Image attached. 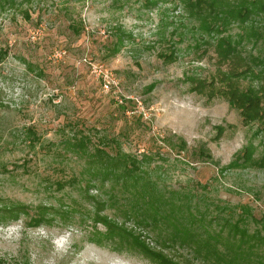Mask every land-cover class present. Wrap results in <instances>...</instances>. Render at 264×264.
<instances>
[{"label": "rangeland", "instance_id": "1", "mask_svg": "<svg viewBox=\"0 0 264 264\" xmlns=\"http://www.w3.org/2000/svg\"><path fill=\"white\" fill-rule=\"evenodd\" d=\"M240 32L232 24L206 34L183 0H0V264H152L125 245L88 241L105 230L101 214L161 249L124 216L131 187L98 181L96 146L142 158L139 174L162 201L210 229L226 235L225 219L242 211L249 231L264 230V122L245 125L221 82L197 87L223 71L216 38ZM239 49L264 58L262 40ZM247 147L260 165L230 168ZM161 250L206 264L186 249Z\"/></svg>", "mask_w": 264, "mask_h": 264}, {"label": "trees", "instance_id": "2", "mask_svg": "<svg viewBox=\"0 0 264 264\" xmlns=\"http://www.w3.org/2000/svg\"><path fill=\"white\" fill-rule=\"evenodd\" d=\"M183 4L187 13L198 20L199 29L206 34L224 33L232 24L241 29L236 36L228 33L216 38L214 52L217 65L223 66V71H218L211 81H200L197 87L209 85L214 90L215 82H221L222 86L217 88V92L239 111L245 125L255 121L264 122V58L259 55L246 57L239 49L244 40L253 44H258L259 40L264 42V0H183ZM257 21H260L261 28L254 27ZM160 57L173 59L171 53H161ZM247 77L255 78L257 82L243 87L240 81ZM197 87L194 89H201ZM25 134L30 143L39 139L32 128H26ZM79 141L76 138L73 143L77 148L83 146V141ZM92 157L98 166L99 182L121 181L122 187H131L135 201L124 210V216L142 230L147 227L154 233L155 241L159 244L157 246L161 249L166 246L186 249L192 258L206 264H264V230L255 228L249 231L242 211L236 220L231 216L225 219L224 227L228 228V232L224 235L221 229L208 228L210 221L203 216L198 218L189 209L162 201L154 186H150L139 174L143 161L139 156L121 150L111 154L103 147L96 146ZM248 165H260L249 147L236 154L228 166L236 168ZM55 184L58 188L64 185L60 180H56ZM115 188L110 185V194L114 195ZM96 219V223L102 224L105 230L96 228L97 232L88 237L91 243L113 251H120L118 245H125L141 253L152 264H191L189 260H176L161 249L149 246L134 230L122 228L108 216L97 214ZM34 221L33 224L41 223V217L34 218Z\"/></svg>", "mask_w": 264, "mask_h": 264}, {"label": "built area", "instance_id": "3", "mask_svg": "<svg viewBox=\"0 0 264 264\" xmlns=\"http://www.w3.org/2000/svg\"><path fill=\"white\" fill-rule=\"evenodd\" d=\"M104 77H105V78H103V88L107 91L110 82H107V80H106V79H108V75H107V74H105ZM111 82H112V81H111Z\"/></svg>", "mask_w": 264, "mask_h": 264}]
</instances>
